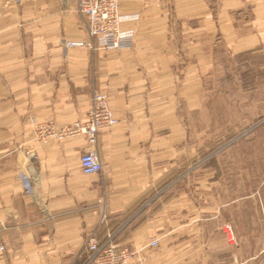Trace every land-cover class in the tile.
<instances>
[{"label": "crops", "instance_id": "1", "mask_svg": "<svg viewBox=\"0 0 264 264\" xmlns=\"http://www.w3.org/2000/svg\"><path fill=\"white\" fill-rule=\"evenodd\" d=\"M118 1L127 46L90 51L65 47L87 39L78 0H0V264H86L87 238L109 235L135 264H264L263 185L194 179L213 98L264 73V0ZM95 92L117 124L84 176L83 136L35 129L86 120Z\"/></svg>", "mask_w": 264, "mask_h": 264}, {"label": "built area", "instance_id": "2", "mask_svg": "<svg viewBox=\"0 0 264 264\" xmlns=\"http://www.w3.org/2000/svg\"><path fill=\"white\" fill-rule=\"evenodd\" d=\"M78 13L86 19L87 39L67 41L65 47L71 49L117 50L127 46L131 34L122 29L123 23L130 17L121 15L118 0H78ZM117 124L109 108L108 96L103 92L92 95L91 108L87 119L77 121L57 129L51 123L38 124L35 129L40 141L55 138L63 141L68 138L83 136L85 146L80 156L81 173L84 176L99 175L102 165L95 150L97 136ZM115 235H109L103 242L95 236H89L85 244L86 264H135L136 252L127 247H118L114 243ZM158 241H152L150 247H157ZM4 247L0 245V252ZM138 264H144L139 261Z\"/></svg>", "mask_w": 264, "mask_h": 264}, {"label": "rangeland", "instance_id": "3", "mask_svg": "<svg viewBox=\"0 0 264 264\" xmlns=\"http://www.w3.org/2000/svg\"><path fill=\"white\" fill-rule=\"evenodd\" d=\"M234 82L221 75L216 80L217 91H237ZM244 84L248 90L246 95H216L213 98L216 128L210 132L217 140L213 144L201 145L203 154L195 163L199 171L194 179L217 185L245 182L249 193L262 184L264 197V73L257 80V86L250 77L244 80ZM237 87L240 88L239 85ZM240 104L243 106L241 111ZM228 105L232 106L231 113L224 112V107ZM224 116H231V127H225L228 121H225ZM261 120L263 122L259 124ZM234 248L232 242L229 249Z\"/></svg>", "mask_w": 264, "mask_h": 264}]
</instances>
